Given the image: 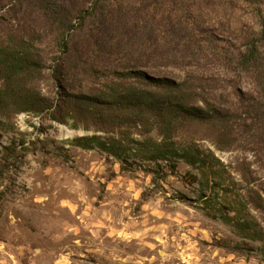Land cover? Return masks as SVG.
<instances>
[{
	"label": "rangeland",
	"instance_id": "rangeland-1",
	"mask_svg": "<svg viewBox=\"0 0 264 264\" xmlns=\"http://www.w3.org/2000/svg\"><path fill=\"white\" fill-rule=\"evenodd\" d=\"M93 1L0 0V42L25 38L40 52L42 71L21 83L46 98L39 113L17 103L0 108V264H264L263 240L241 237L203 210L211 196L215 207L237 209L226 201L242 194L245 213L264 229V79L237 64L249 39L264 62V0H108L83 19ZM63 34L68 46L60 44ZM104 39L115 57L136 55L121 66L179 80L191 71L200 105L229 108L227 125L181 129L220 159L213 164L222 179L203 185L184 162L173 174L165 162L122 163L70 142L93 131L54 121L55 104L66 93L119 81L118 62L61 79L53 63L73 64L76 50ZM155 49L184 57L183 65L143 56Z\"/></svg>",
	"mask_w": 264,
	"mask_h": 264
},
{
	"label": "trees",
	"instance_id": "trees-1",
	"mask_svg": "<svg viewBox=\"0 0 264 264\" xmlns=\"http://www.w3.org/2000/svg\"><path fill=\"white\" fill-rule=\"evenodd\" d=\"M107 1L94 0L81 17L85 19L96 16ZM22 40L19 42L11 37L8 41L0 42V108L6 109L9 104L17 103L23 105L19 111L39 113L45 107L46 98L40 92L24 87L21 82L25 77L40 73L44 59L39 51H32L28 40ZM104 42L105 39L94 42L97 44L95 48L76 50L81 56L73 64H68L66 59L53 63L56 78H65L76 69L100 70L106 61L115 59L116 62H122L133 54L128 52L123 54L125 58L115 57L113 51L106 49ZM60 44L69 45L68 34L62 35ZM137 45L142 46L140 43ZM174 55L171 57L169 52L163 54L155 49L143 56L152 61L161 60L166 66H182L184 57ZM140 56L136 62L141 60ZM119 62L114 71L119 81L106 83L89 92L66 93L55 104L54 121L69 124L73 129L93 131L91 134L76 136L70 142L80 148L98 149L122 163L134 158L161 167L162 162H165L173 174L179 163L184 162L199 171L200 176L196 178L203 185L209 184L211 178L222 179L223 173L213 164L220 159L213 152L204 150L197 142L184 139L181 129L195 123L227 125L230 121L229 108L208 103L200 105L196 99L199 90L191 71H188L185 79L179 80L169 75H156L151 69H143L138 65L121 66ZM237 64L244 71L261 73L264 79V62L260 45L255 39L248 40L247 50ZM258 105L262 112L259 118L264 124V103ZM164 172L161 168L155 170L160 176ZM243 198L239 194L235 201H226L231 208L237 209L224 211L223 208L215 207L211 196L205 201L206 207L203 210L230 225L239 236L264 241V229L255 217L245 213L244 208L248 204ZM259 252L264 257V247H260Z\"/></svg>",
	"mask_w": 264,
	"mask_h": 264
}]
</instances>
